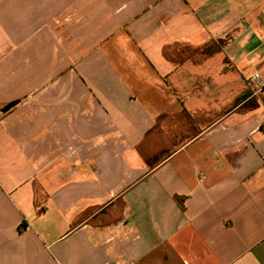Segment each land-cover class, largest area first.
Here are the masks:
<instances>
[{
	"label": "crops",
	"instance_id": "0c3cea01",
	"mask_svg": "<svg viewBox=\"0 0 264 264\" xmlns=\"http://www.w3.org/2000/svg\"><path fill=\"white\" fill-rule=\"evenodd\" d=\"M12 101L0 264H264V0H0Z\"/></svg>",
	"mask_w": 264,
	"mask_h": 264
},
{
	"label": "water",
	"instance_id": "95a60500",
	"mask_svg": "<svg viewBox=\"0 0 264 264\" xmlns=\"http://www.w3.org/2000/svg\"><path fill=\"white\" fill-rule=\"evenodd\" d=\"M18 103V101H12L4 105L1 109V113H6L9 109H11L13 106H15Z\"/></svg>",
	"mask_w": 264,
	"mask_h": 264
},
{
	"label": "built area",
	"instance_id": "2783aa9c",
	"mask_svg": "<svg viewBox=\"0 0 264 264\" xmlns=\"http://www.w3.org/2000/svg\"><path fill=\"white\" fill-rule=\"evenodd\" d=\"M252 78H253L254 80H258V79H259V76H258V74H254ZM258 84H259L260 86H262V83H261V82H259Z\"/></svg>",
	"mask_w": 264,
	"mask_h": 264
},
{
	"label": "trees",
	"instance_id": "16d2710c",
	"mask_svg": "<svg viewBox=\"0 0 264 264\" xmlns=\"http://www.w3.org/2000/svg\"><path fill=\"white\" fill-rule=\"evenodd\" d=\"M21 228V227H20Z\"/></svg>",
	"mask_w": 264,
	"mask_h": 264
}]
</instances>
